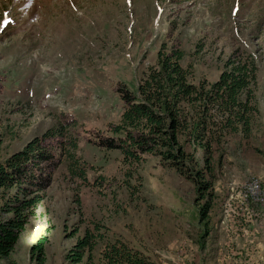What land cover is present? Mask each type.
Returning <instances> with one entry per match:
<instances>
[{
  "label": "rangeland",
  "instance_id": "1",
  "mask_svg": "<svg viewBox=\"0 0 264 264\" xmlns=\"http://www.w3.org/2000/svg\"><path fill=\"white\" fill-rule=\"evenodd\" d=\"M164 44L196 85L215 83L233 53L258 66L249 129H216L208 163L184 144L200 191L160 157L125 163L97 145L120 122L117 88L135 91ZM59 126L61 164L0 264H40L44 235L43 264H70L88 231L95 259L121 240L153 264H264V0H0V165ZM13 193L0 190V220Z\"/></svg>",
  "mask_w": 264,
  "mask_h": 264
},
{
  "label": "trees",
  "instance_id": "2",
  "mask_svg": "<svg viewBox=\"0 0 264 264\" xmlns=\"http://www.w3.org/2000/svg\"><path fill=\"white\" fill-rule=\"evenodd\" d=\"M183 59L181 49L174 45L168 49L164 44L157 53L156 65L148 68L135 91L124 85L118 87L123 102L120 122L110 124L111 136L100 138L97 145L121 151L125 163H139L145 155L160 157L200 191L208 186L200 180L202 171L194 173L184 144L192 143L195 149L203 150L205 161L210 162L217 130L249 129L257 112L254 87L258 66L252 56L233 53L219 79L207 87L205 83L196 85L190 81V68L183 66ZM64 135L62 126L48 130L0 165V190H14L1 208L11 217L0 220V260L14 250L45 200L53 172L64 156ZM99 238L88 231L67 253L66 260L70 264H153L149 257L121 240L107 243L95 259L92 253ZM47 242L44 235L33 246L40 264L44 263Z\"/></svg>",
  "mask_w": 264,
  "mask_h": 264
}]
</instances>
